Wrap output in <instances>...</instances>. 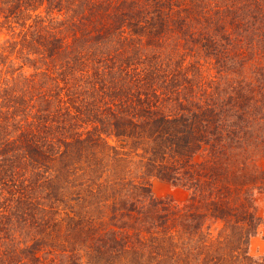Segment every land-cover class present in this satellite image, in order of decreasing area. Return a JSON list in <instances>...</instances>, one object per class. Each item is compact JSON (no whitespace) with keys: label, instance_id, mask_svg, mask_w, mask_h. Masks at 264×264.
Segmentation results:
<instances>
[{"label":"trees","instance_id":"1","mask_svg":"<svg viewBox=\"0 0 264 264\" xmlns=\"http://www.w3.org/2000/svg\"><path fill=\"white\" fill-rule=\"evenodd\" d=\"M262 203L264 0H0V264H264Z\"/></svg>","mask_w":264,"mask_h":264},{"label":"rangeland","instance_id":"2","mask_svg":"<svg viewBox=\"0 0 264 264\" xmlns=\"http://www.w3.org/2000/svg\"><path fill=\"white\" fill-rule=\"evenodd\" d=\"M153 195L162 200H171L174 203H181L185 196V191L170 182L154 179L151 183ZM261 214L264 221V203L261 205ZM250 248L253 254L264 253V223L259 227L257 234L252 237Z\"/></svg>","mask_w":264,"mask_h":264}]
</instances>
